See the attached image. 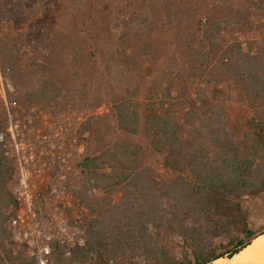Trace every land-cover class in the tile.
I'll list each match as a JSON object with an SVG mask.
<instances>
[{"label":"trees","instance_id":"trees-1","mask_svg":"<svg viewBox=\"0 0 264 264\" xmlns=\"http://www.w3.org/2000/svg\"><path fill=\"white\" fill-rule=\"evenodd\" d=\"M116 1L86 11L90 8H84V1L61 0L65 14H88L79 31L68 27L76 38L64 37L85 45L91 42L81 36L86 25L95 27L86 33L98 44L110 41L116 46L102 54L114 61L103 78L116 73L112 83H127L136 96L140 81L129 76L128 69L137 63L142 72L144 64L151 63L158 74L150 84L161 88L149 89L153 95L144 103H134L129 95H109L119 139L80 162L84 187L77 196L96 217L83 227L84 245L69 248L52 241L48 264H207L232 257L264 234V227H250L243 204L248 196L264 194V34L259 35L256 49L250 45L244 50L242 42L232 37L233 21L227 15L215 17L212 11L197 17L206 0H142L118 19L122 32L115 43L109 35ZM254 4L264 12V2ZM236 22L244 26L241 18ZM37 41L49 42L50 37ZM6 53L13 68L15 53L11 49ZM177 80L183 89L174 96ZM236 92L243 105L234 127L228 101ZM60 93L44 82L33 95L38 101L55 100ZM185 96L179 103L186 109L182 121L175 117V107ZM8 135L0 121V264H39L36 255L15 253L6 245L11 236L7 224L14 215L7 209L18 206L11 187L15 167ZM147 153L172 179L156 181ZM94 188L120 192L119 202L106 197L90 200L87 193ZM167 233L180 239V256L172 254Z\"/></svg>","mask_w":264,"mask_h":264},{"label":"rangeland","instance_id":"rangeland-1","mask_svg":"<svg viewBox=\"0 0 264 264\" xmlns=\"http://www.w3.org/2000/svg\"><path fill=\"white\" fill-rule=\"evenodd\" d=\"M83 1L86 6L84 8H90L86 11L109 3V0H81L82 4ZM255 1L264 2L206 0L201 4L202 10L198 11L197 17H204L212 11L215 17L219 13L221 16L227 15L233 21L232 37L242 42L244 50H248L250 45L256 49L259 35L264 34V12L254 4ZM140 2L142 0L115 2L117 7L111 19L109 35L115 43L122 32L118 19L129 15L130 9L134 8L131 4ZM87 15V12L74 17L65 14L61 0H0V121L9 134L10 158L15 167V181L11 187L17 198L19 193H15V188L20 184L22 165L35 195V214L25 216L24 221L19 217V206L7 209V212H14V215L13 220L7 224L11 236L6 240V245L15 253L36 255L39 264H43L41 260L48 264L47 255L52 241L67 243L69 248L85 244L83 227L96 214L83 203L81 196H77V191L84 187L80 162L86 154L119 139L120 131L114 121L112 103L108 99L113 97L114 92L118 98L132 96L133 93L127 83H112L116 73L103 78L105 68H111L113 60L102 54L116 46L110 41L98 44L99 41L86 33L95 27L86 25L85 33L81 36L90 38L91 42L85 45L69 42L64 37L70 34L68 27L79 31ZM238 18H241L244 26L238 25ZM44 35H49V42L37 41L38 37ZM70 35L76 38L75 33ZM6 49L15 53L13 68L8 66ZM100 61L103 62L101 65ZM136 64L131 63L134 69H128V75L137 78L141 88L132 99L134 103H144L153 95L149 89L161 88L150 84L158 70L151 63H145L143 71L139 72ZM200 70H204L203 66H200ZM125 78L128 79L127 76ZM44 82H48L52 90H61L55 100L38 101L33 95ZM109 83L121 86L122 89H112ZM182 89L183 82L177 80L173 95H178ZM189 95L195 98V93ZM160 98L159 95L156 100ZM184 98L186 96L179 98L175 107V117L180 120L186 110L179 104ZM242 101V96L237 92L228 101L229 116L234 127L238 124L235 119L242 108ZM197 105L206 114L203 104L197 102ZM15 141L20 145L19 150L16 149ZM147 156V164L150 163L159 184L172 179L171 173L155 163L154 155L147 153ZM87 194L92 201L106 197L111 203L119 202L121 196L120 192H109L103 188L91 189ZM243 204L249 213L250 227L255 230L264 227V194L248 196ZM166 239L172 254L180 256V239L168 233Z\"/></svg>","mask_w":264,"mask_h":264},{"label":"bare ground","instance_id":"bare-ground-1","mask_svg":"<svg viewBox=\"0 0 264 264\" xmlns=\"http://www.w3.org/2000/svg\"><path fill=\"white\" fill-rule=\"evenodd\" d=\"M210 264H264V234L232 257H221Z\"/></svg>","mask_w":264,"mask_h":264},{"label":"built area","instance_id":"built-area-1","mask_svg":"<svg viewBox=\"0 0 264 264\" xmlns=\"http://www.w3.org/2000/svg\"><path fill=\"white\" fill-rule=\"evenodd\" d=\"M16 149L19 150V143L15 141ZM21 164V163H20ZM15 193H19L17 196L18 206L21 212L19 217L22 221H24V217H30L35 214L34 211V193L32 188L28 182L27 175L25 173L24 167L21 165V179L18 187L15 188ZM41 263L44 264V260H41Z\"/></svg>","mask_w":264,"mask_h":264}]
</instances>
